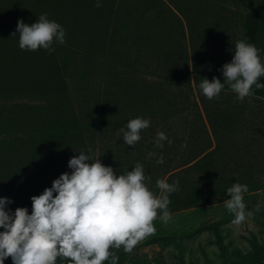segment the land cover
I'll return each mask as SVG.
<instances>
[{"label": "trees", "instance_id": "16d2710c", "mask_svg": "<svg viewBox=\"0 0 264 264\" xmlns=\"http://www.w3.org/2000/svg\"><path fill=\"white\" fill-rule=\"evenodd\" d=\"M217 1L102 0V7L97 8L94 0H0V196L12 199L8 207L13 211L27 207L31 212V197L51 187L62 173L70 172L68 161L77 152L84 150L89 154L88 134L95 126L107 127L114 122L123 105L128 117L169 116L164 86L177 82L193 85L195 76L191 75L190 56L186 54L187 39L189 36L194 52L196 32L199 37L206 36L207 21L191 14L202 10L204 16ZM237 3L242 11L239 33L238 27L232 33L235 42L246 40L254 44L264 61V6L256 0ZM42 13L64 27L65 43H54L51 53L44 49L21 50L13 35L17 21L22 19L30 25ZM124 47L132 48L140 56L153 55L168 69L172 64L174 70L158 77L162 79L158 90L152 89L146 80L130 85L124 79V90L118 95L111 88L105 92L100 113L91 119L78 114V92L73 83L98 76L104 63L117 64L126 51ZM217 77L223 82L221 74ZM117 82L113 80L111 87ZM259 82L264 83V77ZM223 90L232 92L227 85ZM251 96L264 100V89L253 86ZM133 106L135 109L131 110ZM211 117L221 126L229 123L222 114ZM213 157L214 153L208 152L191 160L194 164L186 172L187 178L169 196L170 216L224 202L230 198L226 189L235 182L248 186L243 195L264 194V178L252 174L226 175L219 172ZM191 172L198 177L190 179ZM160 221L158 210L153 225ZM206 231L214 234L223 264H264V242H253L246 253L239 248L229 251L220 228L213 226ZM160 242L169 244L162 239L151 241ZM137 248L136 245L131 253H125L122 247L110 251L119 257L118 264H128ZM4 264H12L11 257ZM56 264H61L60 258Z\"/></svg>", "mask_w": 264, "mask_h": 264}, {"label": "rangeland", "instance_id": "374dc122", "mask_svg": "<svg viewBox=\"0 0 264 264\" xmlns=\"http://www.w3.org/2000/svg\"><path fill=\"white\" fill-rule=\"evenodd\" d=\"M256 1L264 6V0ZM241 11L237 0H218L204 16L202 10L191 14L208 24L205 37H199L200 33L196 32L194 52L190 49V37L187 39L186 54L190 56L191 75L195 76L193 85L188 87L177 82L164 86L167 92L165 108L169 116H143L150 120V126L141 131V140L134 147L125 144L119 131L128 120L135 118L128 117L129 112L124 105L114 122L107 127L95 126L87 140L93 161L100 159L117 174H124L140 162L145 174L151 177L148 188L155 195L160 193L156 188L158 179L181 184L194 164L191 160L208 152L214 153L219 172H226L229 176L252 174L264 178V100L250 95L243 102H237L233 92L223 89L218 97L209 100L199 90L202 78L211 80L217 77L223 64L231 61L233 52L229 49L234 50L235 47L232 33L237 27L236 32L239 33ZM186 27L185 23V32ZM124 49L123 58L117 64L104 63L98 76L73 83L78 92L75 106L78 114L91 119L100 113L104 108L105 92L111 88L118 95L124 90V79L130 85L146 80L152 89L158 90L162 81L158 77L167 76L174 70L172 64L170 70L153 55L140 56L130 47ZM113 80L118 82L111 87ZM211 114H222L229 123L221 126ZM158 131L165 132L172 143L169 145L165 141L162 149L155 147L153 138ZM148 152H155L156 156L146 159ZM161 153L164 163L157 164L156 157ZM190 175V179L198 177L193 172ZM243 200L246 210L253 214L246 216L240 224L232 223L234 214L226 209L223 202L182 211L170 216L167 222L160 221L154 226V233L138 242L128 264H223L214 243V234L206 231L213 226L222 230L229 251L239 248L244 253L248 252L253 242H264V194H245ZM257 203L261 205L260 212L254 211ZM154 239L167 240L169 244L151 243Z\"/></svg>", "mask_w": 264, "mask_h": 264}, {"label": "clouds", "instance_id": "9594fccd", "mask_svg": "<svg viewBox=\"0 0 264 264\" xmlns=\"http://www.w3.org/2000/svg\"><path fill=\"white\" fill-rule=\"evenodd\" d=\"M94 6L102 7V0H94ZM13 35L21 50L44 49L51 53L54 43H65L66 30L42 13L30 25L18 20ZM234 46V50L229 49L233 52L231 61L219 69L223 82L215 76L199 82L201 94L209 100L218 97L225 85L237 102L252 95L253 86L264 89V83L259 82L264 77L260 50L246 40H237ZM149 126V119L137 117L119 131L125 144L134 147L141 140V131ZM165 141L172 143L163 131L153 138L157 148L162 149ZM77 153L68 161L70 172L62 173L51 187L31 197V212L27 207L13 211L8 207L12 199L0 196V264L9 257L12 264H56L57 258L61 264H118L119 257L110 249L122 247L125 253H131L140 240L155 232L153 221L158 210L160 220H169V196L178 190L179 181L158 179L156 188L160 193L155 195L148 188L151 177L140 162L124 174H117L100 159L93 161L84 150ZM154 156L155 152H148L146 159ZM156 163H164L162 153ZM246 192L248 186L239 182L226 189L230 198L223 203L234 214L233 224L253 214L246 210ZM254 211H261L260 203Z\"/></svg>", "mask_w": 264, "mask_h": 264}]
</instances>
